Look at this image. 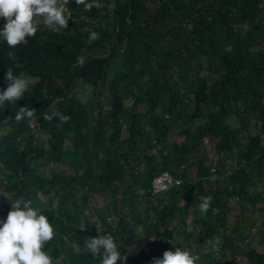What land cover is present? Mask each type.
<instances>
[{"label":"trees","instance_id":"obj_1","mask_svg":"<svg viewBox=\"0 0 264 264\" xmlns=\"http://www.w3.org/2000/svg\"><path fill=\"white\" fill-rule=\"evenodd\" d=\"M66 10L67 29L37 28L14 49L0 39V90L8 68L31 81L23 99L0 108V188L48 217L56 235L44 250L55 264H100L83 252L84 239L111 234L117 264H151L175 250L174 219L184 223L210 195L208 212L195 217L197 246L210 239L219 252L242 250L250 264H264V251L239 242L245 234L231 215L264 198V0H69ZM78 85L92 87L86 100ZM53 105L66 123L43 119ZM21 106L36 111L17 123ZM207 136L217 140L214 166L202 151ZM50 163L73 172H44ZM162 171L182 182L153 197ZM91 196L106 199L99 233L85 214ZM0 198L3 220L10 202ZM154 200L152 213H140ZM130 221L144 225V236Z\"/></svg>","mask_w":264,"mask_h":264},{"label":"clouds","instance_id":"obj_2","mask_svg":"<svg viewBox=\"0 0 264 264\" xmlns=\"http://www.w3.org/2000/svg\"><path fill=\"white\" fill-rule=\"evenodd\" d=\"M68 2L69 0H0V18L5 21L0 28V39L10 49L27 44L28 38L36 35L38 17L47 27L67 29L70 19V16L65 14ZM76 3L86 4V0H76ZM90 7L91 5H87L88 9ZM111 7L114 8L115 5ZM90 39L97 40L99 35L92 32ZM8 55L12 56L13 53L9 52ZM80 63H83V59ZM15 67L22 68L23 65L17 60ZM4 78L6 87L0 90V108L23 99L31 83L25 72L14 74L12 68L7 69ZM35 111L33 107L21 106L14 119L17 123L25 119L30 120ZM53 117L58 118L61 124L70 119L57 111L54 105L49 112L44 113L43 119L50 121ZM0 195L10 202L6 218L0 220V264H55L53 257L44 250L56 235L48 217L39 207L33 206L31 200H26L23 196L8 198L3 188H0ZM212 199L210 195L202 197L199 203L201 212H208ZM212 212L217 214L219 209L212 208ZM71 247L77 254H81L79 244H72ZM83 252L97 257L100 264H117L121 259L111 234L85 238ZM198 260L199 257L190 250L176 247L174 251L165 250L162 257H153L151 264H197Z\"/></svg>","mask_w":264,"mask_h":264},{"label":"rangeland","instance_id":"obj_3","mask_svg":"<svg viewBox=\"0 0 264 264\" xmlns=\"http://www.w3.org/2000/svg\"><path fill=\"white\" fill-rule=\"evenodd\" d=\"M65 14L69 16V12L66 10ZM37 21V28H43L47 27L43 24L41 18H36ZM5 21L0 18V28L3 27ZM49 28L58 29L56 26H51ZM77 88V98L81 100H86L88 97V93H91L92 88L91 86H84V85H78ZM87 91V92H86ZM84 96V97H83ZM87 96V97H86ZM4 132H1L0 134H3ZM177 136V130H173L171 133L170 139L173 141L175 140ZM42 142L47 147V140L44 138ZM205 150L202 149V151L207 153V164L217 165L218 164V157L219 154L216 151V145L217 140H215L213 137L207 136L205 138ZM233 160L231 159V162ZM230 163V161L228 162ZM231 164V163H230ZM53 169L66 172V173H72V168L65 167V166H57L55 163L47 164L44 167V172L48 173L49 171H52ZM226 169V168H225ZM229 168L227 169V171ZM213 179V178H210ZM257 188L262 189V185H258ZM263 190V189H262ZM156 196V195H155ZM263 196H264V190H263ZM154 197V195H153ZM45 199V198H44ZM46 200V199H45ZM230 205H233L234 208L238 207L237 200L232 198L229 200ZM104 204H106V199L104 200H98L97 197L91 196L89 204H87V208L85 209V214L87 215L88 219L90 220L93 231L96 233L100 232L101 224H100V212L103 210ZM156 205V201H152L148 205H144L142 202L139 206V211L142 214H145L146 212L152 213L153 206ZM201 212L199 208V202L195 206V208L188 213L186 220L184 223H179L178 217L174 219L173 225L177 227L178 236L176 237L175 241L173 242V246L181 247L188 250H193L197 253V256L199 257V264H250L247 259L244 256V252L242 250H238V253L236 256H231L229 253H222L217 251L214 247L210 246V239H207L204 244L203 248H199L197 246V240L196 235L201 233V227L197 224L195 217ZM232 218L237 217L238 222V230L242 232L244 235L243 240H239V242L245 247V248H258L261 251H264V198L261 204H259V207H252L248 206L245 208L244 212L237 216L234 213L231 214ZM130 224L135 226L137 228L139 236H144V225L137 224L136 222L130 221ZM81 226L85 227V218L81 217ZM227 234L234 235V232L232 231V228L229 227L227 229ZM214 240L221 242V238L216 236ZM179 245V246H178ZM216 250V251H215ZM201 252H206L207 256L205 258L202 257ZM216 257H223L220 260H217Z\"/></svg>","mask_w":264,"mask_h":264},{"label":"built area","instance_id":"obj_4","mask_svg":"<svg viewBox=\"0 0 264 264\" xmlns=\"http://www.w3.org/2000/svg\"><path fill=\"white\" fill-rule=\"evenodd\" d=\"M181 182L182 180L175 177L171 172L162 171L156 174V176L153 178L150 192L152 196L157 195L166 192L171 188L179 186Z\"/></svg>","mask_w":264,"mask_h":264},{"label":"bare ground","instance_id":"obj_5","mask_svg":"<svg viewBox=\"0 0 264 264\" xmlns=\"http://www.w3.org/2000/svg\"><path fill=\"white\" fill-rule=\"evenodd\" d=\"M87 87V86H86ZM92 88V87H91ZM87 92V91H86ZM93 92V91H92ZM89 94V93H88ZM84 97V96H83ZM87 97V96H86ZM88 97H89V95H88ZM87 97V98H88ZM1 113V112H0ZM5 115V114H4ZM0 116H1V114H0ZM3 117V116H2ZM27 135V134H26ZM4 136H2V138H3ZM1 139V138H0ZM24 141V140H23ZM27 141V140H26ZM44 142V141H43ZM10 143V142H9ZM27 144V143H26ZM12 146H14V145H12ZM12 148H14V147H12ZM10 152V151H9ZM22 156V155H21ZM38 161V160H37ZM19 163V162H18ZM41 169V168H40ZM39 173H40V171H39ZM3 174V173H2ZM41 174V173H40ZM5 178V177H4ZM6 180V179H5ZM1 184V183H0ZM3 185V184H2ZM0 187H2V186H0ZM4 188V187H3ZM9 190V189H8ZM15 192V191H14ZM163 193H165V192H163ZM162 194V193H161ZM1 199V198H0ZM5 199V198H4ZM3 199V200H4ZM172 244V243H171ZM173 245V244H172ZM179 246V245H178Z\"/></svg>","mask_w":264,"mask_h":264},{"label":"water","instance_id":"obj_6","mask_svg":"<svg viewBox=\"0 0 264 264\" xmlns=\"http://www.w3.org/2000/svg\"><path fill=\"white\" fill-rule=\"evenodd\" d=\"M77 243H75V245H76Z\"/></svg>","mask_w":264,"mask_h":264},{"label":"crops","instance_id":"obj_7","mask_svg":"<svg viewBox=\"0 0 264 264\" xmlns=\"http://www.w3.org/2000/svg\"><path fill=\"white\" fill-rule=\"evenodd\" d=\"M258 249V248H257Z\"/></svg>","mask_w":264,"mask_h":264}]
</instances>
